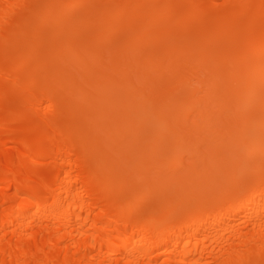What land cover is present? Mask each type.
I'll return each instance as SVG.
<instances>
[{"label":"bare ground","instance_id":"bare-ground-1","mask_svg":"<svg viewBox=\"0 0 264 264\" xmlns=\"http://www.w3.org/2000/svg\"><path fill=\"white\" fill-rule=\"evenodd\" d=\"M0 264H264V0H0Z\"/></svg>","mask_w":264,"mask_h":264}]
</instances>
